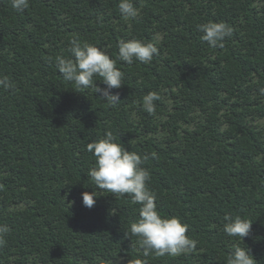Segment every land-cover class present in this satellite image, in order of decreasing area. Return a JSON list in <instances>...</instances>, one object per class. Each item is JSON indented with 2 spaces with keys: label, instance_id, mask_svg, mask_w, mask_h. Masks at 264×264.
I'll use <instances>...</instances> for the list:
<instances>
[{
  "label": "trees",
  "instance_id": "16d2710c",
  "mask_svg": "<svg viewBox=\"0 0 264 264\" xmlns=\"http://www.w3.org/2000/svg\"><path fill=\"white\" fill-rule=\"evenodd\" d=\"M29 0L22 12L0 0V264H228L234 246L264 264V0ZM233 32L212 49L198 25ZM107 52L123 73L110 104L55 67L71 39ZM155 43L151 62L119 60L121 40ZM51 61V62H50ZM157 92L155 113L143 96ZM111 131L148 160L149 189L162 217L188 225L197 247L144 257L130 225L139 204L96 188L91 142ZM96 191L92 208L82 193ZM225 215L252 223L244 241L223 231Z\"/></svg>",
  "mask_w": 264,
  "mask_h": 264
},
{
  "label": "clouds",
  "instance_id": "9594fccd",
  "mask_svg": "<svg viewBox=\"0 0 264 264\" xmlns=\"http://www.w3.org/2000/svg\"><path fill=\"white\" fill-rule=\"evenodd\" d=\"M29 0H11V6L17 11L28 7ZM119 11L124 20L136 19L139 15L133 0H120ZM203 33L201 39L210 48H223L226 38L232 36V28L224 22L203 23L197 26ZM119 60L131 65L134 61L149 63L154 56L159 55L155 43H145L141 40H121L118 45ZM68 52L71 58L62 55L55 57V67L65 81L74 82L77 88L93 87L94 77H100L106 87L101 88L95 82L94 91L110 104L120 102L118 94L113 89L122 87L123 73L116 67V61L101 48L88 42H81L78 38L70 41ZM51 62V61H50ZM0 87L14 88L9 77H0ZM264 96V88L260 89ZM161 97L157 92H148L143 96L142 106L149 114L155 113V101ZM87 150L95 156V165L86 173L99 190L107 191L117 196L128 195L133 204H139V220L130 225L132 235L138 237V243L143 248L144 257L150 254L156 256L177 257L193 251L197 241L188 233V225L178 217H162L157 209L156 195L148 187L150 172L142 167L148 160L135 151L127 150L117 142L111 131L87 145ZM96 191L82 193L83 205L92 208L96 203ZM223 231L229 237H239L244 241L249 236L252 223L240 216L233 218L225 215ZM9 228L0 225V246L6 243L5 236ZM135 264H147V261L136 260ZM228 264H256V259L248 248L234 246V251L228 259Z\"/></svg>",
  "mask_w": 264,
  "mask_h": 264
}]
</instances>
